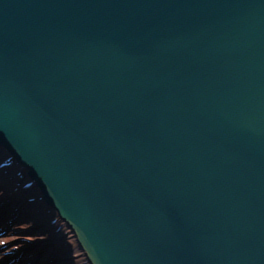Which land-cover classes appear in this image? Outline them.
Listing matches in <instances>:
<instances>
[{
	"label": "water",
	"instance_id": "95a60500",
	"mask_svg": "<svg viewBox=\"0 0 264 264\" xmlns=\"http://www.w3.org/2000/svg\"><path fill=\"white\" fill-rule=\"evenodd\" d=\"M6 162L88 264H264V0H0Z\"/></svg>",
	"mask_w": 264,
	"mask_h": 264
},
{
	"label": "bare ground",
	"instance_id": "6f19581e",
	"mask_svg": "<svg viewBox=\"0 0 264 264\" xmlns=\"http://www.w3.org/2000/svg\"><path fill=\"white\" fill-rule=\"evenodd\" d=\"M2 175L6 177L4 172L2 173ZM3 185L5 186V188L3 189L5 196H8L9 198L17 197L18 190L12 184L11 180L9 179L3 180ZM39 208L40 210L44 209V207L40 205H39ZM27 209H30V213L32 214L30 219H29V215H28V218L26 215L22 221H15V222L11 220L0 219V230L3 231L2 233H0V259L3 258L6 253H8V259L12 261L13 264H15L16 261L20 262V258H23V259L28 258V254L26 253L23 254V252L21 251L16 252L17 250L26 248L27 245L29 244L38 245L39 239H40V242L45 241V243H47L50 240L49 239L50 235H53V236L56 235L57 237L56 244L62 243L64 244L65 247H67V252H73V254L69 256V260L71 261V264H88L85 261H83L82 257H79L78 255L79 250H77V248L75 247V244H72L73 237H72V234L70 233L71 231L65 225H63L62 222H59V220L55 218V216L52 217L53 214L48 211L49 210L48 208H46L47 209L46 216H49L52 219V220H49V219L47 220L51 222L52 228L49 234H46L43 236L39 235V231H41L42 229L40 227L41 225L39 224V222H41L40 220L41 217H39L38 211L35 208H33V206L30 205L29 203L27 204ZM33 223L37 224L38 226V231L36 232L32 231V229L28 227L29 224H33ZM25 228H26V232H24L23 234L20 233V229H25ZM62 231H64L63 233L65 235L62 233ZM45 247L48 248L47 246ZM10 253H12L11 256H10ZM39 254H40V250H36L35 253L34 251L31 253V255H39ZM57 255L61 256V252H58ZM58 259L62 260L63 258L59 257ZM65 262L69 263V261H65Z\"/></svg>",
	"mask_w": 264,
	"mask_h": 264
}]
</instances>
